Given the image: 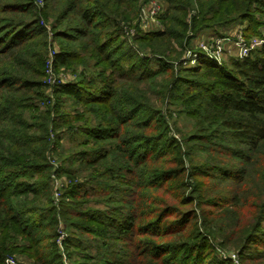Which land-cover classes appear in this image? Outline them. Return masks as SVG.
<instances>
[{
    "label": "trees",
    "instance_id": "obj_1",
    "mask_svg": "<svg viewBox=\"0 0 264 264\" xmlns=\"http://www.w3.org/2000/svg\"><path fill=\"white\" fill-rule=\"evenodd\" d=\"M67 1L69 4L67 9L81 11L82 0ZM164 1L168 4L166 17L163 19L166 29L148 34L136 33L134 36V40L144 46L151 45L154 48L152 42H157V50L166 43L163 54L171 55H168L167 60H162L163 57L157 53L161 59L159 69H172L170 59L178 51H175L171 43L176 41L184 48L182 38L188 29L194 35L203 28L213 29L236 20H246V30H244L246 38L262 37L257 30L260 22L252 14L260 11L261 5L264 6V0ZM105 2L108 6L106 7L104 3L98 6L101 8L97 11L99 13L92 9V1L88 2L86 8L79 14V18L84 20V29L82 31L74 29L77 31L73 35L69 33L70 31L65 35L95 36L97 33L91 30L89 19L104 14L109 22L96 20L94 26L107 27L109 30L103 31L106 35L103 36L105 39H100L101 35L95 37L93 48L96 53L93 54H98L110 65L115 63L117 69L109 70L101 79L105 72V69H102V73H97L98 77H93L94 83L91 85L81 79L79 82L56 84L53 91L72 97L75 101L83 103L93 101L107 106L110 99L116 96L117 90L120 91V87L124 86L118 87L121 83L134 81L132 75L138 72L136 65L144 67L148 59L133 61L127 69H123L120 64L112 60L113 55L117 54V49L106 41V37L122 34L124 28L122 29L119 21L113 18V21L116 20L114 25L108 14L115 15L120 21H131L139 11V4L137 0H105ZM12 8L6 10H14ZM190 10H193V14L187 21L186 15ZM6 26L9 27L11 24ZM25 27L26 24L23 23L14 27V32L11 34L13 46L22 39L21 34L25 32ZM73 56L72 53L59 51L54 54V61L65 64ZM120 56L123 57L124 54ZM131 57L129 54L126 58ZM4 73L0 82L3 78L9 92L19 94L21 99H24L21 90H33L37 85H45L44 81L31 77ZM18 82L19 87H13ZM176 82L183 95L186 96L185 92L188 94L184 100L188 102L187 111L193 115L194 121L193 131L184 141L190 161L188 177L189 174L194 177L190 193L194 197L196 206L203 211V216L215 213L220 224L212 219L196 220L194 210L183 209L182 206L189 204V198L185 193L186 185H184L185 152L181 145L172 143V139H168L167 122L152 106L148 108L149 114L144 117L145 119L135 122L149 130L142 138V142L148 148L142 153L134 154L135 159H140L142 169L136 171L140 167L134 166L118 175L117 172H113L114 167L108 168L113 178H124L126 174H132V177L129 181L123 180L131 188L129 210L111 218L107 225L112 231H106L110 240L118 236L121 240L128 238V241H123L124 245L121 244L115 249L106 264H232L230 259H220L212 248H206L212 231L221 232L218 236L221 247L228 245L234 247L240 259L249 261L248 264H264V41L252 48L247 56L240 59L230 57L221 65L212 60H200L195 67L184 69V73L180 74ZM16 105L13 100L8 106L14 110L11 112L12 122L6 118L2 119L10 124L11 131L2 139L5 140V145L0 143V264H4L7 256L17 247V236H24L28 240L30 243L28 248L32 249V253L41 264H62L57 253H54L52 260L43 259V255L38 250L46 238L52 240L51 244L52 242L55 244L56 235L49 232L45 236L35 237L32 230L28 229L19 219V214L11 207L9 196L12 190L10 189L15 183V178L22 171H43L47 168L44 152L53 142L46 134L49 125L53 124L52 128L59 131V134L55 135L56 139H59L60 134H68V131L77 128L78 132L87 131L97 139L118 140L120 129L126 122L110 107L105 111L107 115L110 113L112 116H100V119L98 112L93 109V112H96L95 125L90 124L93 123L91 117L85 119L84 125H74L71 123L72 119L61 114L55 115V119L44 116L34 126L38 133L29 136L24 130L31 128L32 125L19 116ZM137 111L138 107L133 106L128 119L136 116ZM11 124L16 126L11 128ZM32 140L36 141V146L31 143ZM28 143L29 145L26 146ZM109 151V148L102 147L99 157L90 160L91 164L104 158ZM151 159L158 165L148 164ZM63 173L72 178L69 170H63ZM211 187L215 188V195L210 192ZM24 191L33 195L39 192L33 183L25 184ZM71 192L74 191L69 189L68 193ZM156 198L157 200L163 198L162 201L167 202L163 203L159 210L152 207ZM172 215L174 218L168 219L167 225L158 223ZM152 222H156L159 229L154 238H149L146 242L132 235V232H137L141 227L146 228ZM200 230L206 233L198 232ZM177 232H182L189 241L184 243L166 241V238H171ZM145 234L147 231H140L139 236L143 237ZM134 243L138 245L140 253L138 251L129 256L122 246L127 247L131 252ZM104 244L105 241L99 242L98 245ZM110 244L113 248L117 245L111 241ZM120 250L123 253L118 254Z\"/></svg>",
    "mask_w": 264,
    "mask_h": 264
},
{
    "label": "rangeland",
    "instance_id": "obj_2",
    "mask_svg": "<svg viewBox=\"0 0 264 264\" xmlns=\"http://www.w3.org/2000/svg\"><path fill=\"white\" fill-rule=\"evenodd\" d=\"M91 1L92 9L96 13H99L97 11H100L99 7L102 3L106 7L108 6L105 0H82L81 11ZM149 3H155L160 7L153 18L151 15L142 14V7L146 9ZM137 4H139V11L131 21H120L115 15L106 13L114 25L117 20L120 27L124 28L122 34L106 37V41L116 47L117 54L113 55L112 60L120 64L123 69H127L133 61L141 58L148 60L144 67L136 65L138 72L132 75L134 81L121 83L118 87L124 86L120 87L121 90H117L116 96L110 99L107 106H104L93 101L88 103L75 101L72 97L54 92L53 89L56 84L69 81L79 82L81 79L91 85L94 83L93 77H98L97 73H102V69H105V72L101 79L107 75L109 70L117 69L115 63L110 65L103 61L98 54H93L96 53L93 48L95 37L101 35L100 39H105L103 36L106 35L103 34V31L109 30L107 27L94 26L96 20L109 22L105 15L89 19L91 30L97 33L95 36L76 34L69 37L65 35L68 31L73 35L77 31L74 29L81 31L84 29V20L79 18L81 11L77 12L66 8L69 5L67 0H0V79L4 76V72H8L12 76L31 77L45 82L44 86L37 85L33 90H21V95L24 97L21 99L19 94L9 92V88L2 78L0 82L1 144L5 145V140L2 139L11 131L10 124L8 125V122L2 119L6 118L12 122L11 112L14 110L8 106L13 100L17 104L15 107L19 111V116L25 119L26 123L32 125L31 128L24 130L29 136L38 133L34 126L44 116H48L50 119L61 114L72 119L71 123L74 125H84L85 119L91 117L93 123L90 124L95 125L96 112H93V109L98 112L100 119V116H112L110 113L107 115L105 111L110 107L126 122L120 129L118 140L97 139L87 131L78 132L77 128L68 131V134H60L59 139H56L55 135L59 134V131L54 130L53 124L49 125L48 123L46 134L53 142L44 152L47 168L43 171L25 170L15 178V183L10 189L12 191L9 203L19 214V219L26 224L29 230H32L35 237L45 236L49 232L56 235L55 244L53 242L51 244L52 240L46 238L38 250L44 260H52L54 253H57L62 264H106L115 249L119 248V245L124 243L123 241H128V238L121 240L118 236H114V239L110 240L106 231H112L111 227L107 225L111 218L129 210L131 188L123 180L129 181L132 174H126L124 178H113L111 172H108V168L114 167L113 172H117L118 175L123 173L122 171L126 172L130 167L139 166L140 168L136 171L142 169L140 159H135L134 154L142 153L148 148L142 142V138L147 135L149 130L135 122L142 118L145 119L144 117L149 114L148 108L152 106L163 115L164 121L167 122L168 139H172V143L181 145L185 152L184 185H186L185 193L189 198V204L182 206L183 209L194 210V215L197 216L196 220L207 219L208 221L212 219L220 224V221L217 220L218 215L215 213L203 216V211L196 206L194 197L190 193L194 177L190 174L188 177L190 161L186 154L188 150H186L184 141L187 135L192 133L194 121L192 120L193 115L187 111L188 102L184 100L188 94L185 92L186 96L183 95L176 80L180 74L184 73V69L195 67L198 61H214L209 58V55H214L217 58L218 65L226 63L230 57L242 58L243 55L240 54V47H238L240 39H244L247 45L256 44L260 40L264 41V6L261 5L260 11H255L252 14L260 22L257 30L262 37L246 38L244 35L246 20H236L213 29L203 28L194 35L188 29L182 38L184 48L179 46L176 41L171 43L175 51L178 52L170 59L172 69L163 70L159 69L161 61L159 56L163 57L162 60H167L168 55H171L167 52H165L166 56L163 54L166 43L164 47L157 50V42H152L154 49L151 45L144 46L134 40V36L136 33L148 34L166 29L163 19L166 17L168 4L164 0H137ZM11 7L14 10H6ZM191 14H193V10H190L186 15L187 21ZM113 18L116 20L113 21ZM22 23L26 24L25 32L21 34L22 39L13 46L11 34L14 32L16 24ZM8 24L13 27L6 26ZM203 44H205V49H203ZM59 51H66L74 56L65 64L55 62L54 54ZM121 54L124 56L121 57ZM129 54L132 56L130 59L126 58ZM153 72L156 73L153 74ZM19 84L18 82L13 87L18 88ZM133 106L138 107V111L136 116L130 114L131 118L128 119ZM15 126L13 124L11 128ZM31 143L37 145L35 140H32ZM102 147L109 148L110 151L104 158L91 164L90 160L99 157ZM152 149L155 148L152 147ZM25 151L27 150L25 149ZM152 163L158 165L153 159L148 161V164ZM63 170H69L72 178L63 173ZM27 183H33L39 192L33 195L24 191ZM69 189L74 192L69 194ZM209 190L212 195L216 194L214 187ZM162 200L163 198L160 200L156 198L152 207L159 210L163 203H167ZM33 209H37V211H33ZM173 218L172 215L158 223L165 226L168 223L167 220ZM144 230L147 231V234L140 237V231ZM158 231L156 222H152L148 227H141L137 232H132V235H135L140 241L147 242L149 238H154ZM198 232L206 233L202 230ZM212 232L208 237L206 248H212L218 258L224 259L222 258L223 252L225 256L236 255L240 264L250 263L245 259H240L234 247L230 245L221 247L218 242L221 232ZM103 241L105 244L99 246V242ZM110 241L117 245L114 248L111 247ZM166 241L184 243L189 240L182 232H177L171 238H166ZM16 244L17 247L11 255L7 256L4 264H41L37 261L36 255L32 253V249L28 248L30 243L24 236H17ZM122 248L129 256L138 251L140 253L136 244L131 252L127 247L122 246ZM256 249L258 250L259 247ZM121 253L123 251L120 250L118 254Z\"/></svg>",
    "mask_w": 264,
    "mask_h": 264
},
{
    "label": "built area",
    "instance_id": "obj_3",
    "mask_svg": "<svg viewBox=\"0 0 264 264\" xmlns=\"http://www.w3.org/2000/svg\"><path fill=\"white\" fill-rule=\"evenodd\" d=\"M150 10V12H149ZM160 10V7L155 4V3H149L147 8L145 9L144 7H142V14L143 15H151L152 18L158 13V11ZM263 42V40H260L259 42H257L256 44H249L247 45L244 41V39H240V41L238 42V47H240V54L243 55L241 56L242 58L247 56V54L249 53V51L254 48L255 46L257 45H260L261 43ZM260 43V44H259ZM202 45V43H201ZM203 49H205V44H203ZM196 55V54H194ZM209 58L210 59H213L215 62L217 61V58L214 57V55H209ZM194 60V59H193ZM219 64V63H218ZM233 256L231 255H224L223 252H222V258L226 259V258H229L232 260L233 264H240L238 259L236 258V255L232 254Z\"/></svg>",
    "mask_w": 264,
    "mask_h": 264
}]
</instances>
